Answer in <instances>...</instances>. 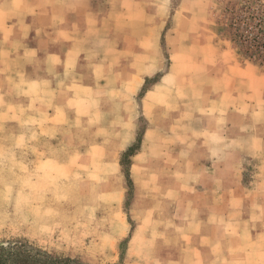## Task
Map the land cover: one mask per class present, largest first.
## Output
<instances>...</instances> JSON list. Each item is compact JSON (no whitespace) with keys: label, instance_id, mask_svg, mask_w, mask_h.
Wrapping results in <instances>:
<instances>
[{"label":"crops","instance_id":"crops-1","mask_svg":"<svg viewBox=\"0 0 264 264\" xmlns=\"http://www.w3.org/2000/svg\"><path fill=\"white\" fill-rule=\"evenodd\" d=\"M187 1L0 0V124L53 183L122 206L141 119L131 234L173 264H264V72Z\"/></svg>","mask_w":264,"mask_h":264},{"label":"rangeland","instance_id":"rangeland-1","mask_svg":"<svg viewBox=\"0 0 264 264\" xmlns=\"http://www.w3.org/2000/svg\"><path fill=\"white\" fill-rule=\"evenodd\" d=\"M183 1L170 0L168 11L178 9ZM187 3L207 22L205 28L211 34L202 30L203 35L222 42L229 60L240 65L253 63L264 72V0ZM171 22L169 15L167 26ZM155 80L146 81L144 88ZM7 117L0 113V122ZM138 126L142 133L144 121L140 119ZM16 130L18 127L0 124V242H27L78 264H173L167 257L157 259V249L131 234L136 224L132 209L138 195L124 177L122 206L110 205L116 200L93 201L96 197L83 194L73 184L64 187L53 183L47 175L53 171L51 164L36 156L31 143L14 140ZM23 132L21 128L22 137ZM120 218L129 224V234L122 238L108 236L112 224Z\"/></svg>","mask_w":264,"mask_h":264},{"label":"trees","instance_id":"trees-1","mask_svg":"<svg viewBox=\"0 0 264 264\" xmlns=\"http://www.w3.org/2000/svg\"><path fill=\"white\" fill-rule=\"evenodd\" d=\"M260 25V22L258 23ZM145 89V88H144ZM141 132L135 141L121 154L120 166L127 185L132 186L129 178L131 157L139 150ZM0 264H78L70 258H63L43 251L22 241L0 242Z\"/></svg>","mask_w":264,"mask_h":264}]
</instances>
